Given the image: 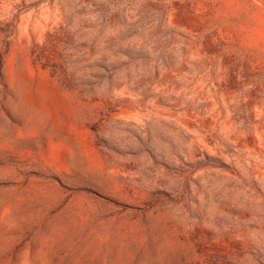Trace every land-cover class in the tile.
Wrapping results in <instances>:
<instances>
[{"label":"rangeland","instance_id":"374dc122","mask_svg":"<svg viewBox=\"0 0 264 264\" xmlns=\"http://www.w3.org/2000/svg\"><path fill=\"white\" fill-rule=\"evenodd\" d=\"M0 264H264V0H0Z\"/></svg>","mask_w":264,"mask_h":264}]
</instances>
